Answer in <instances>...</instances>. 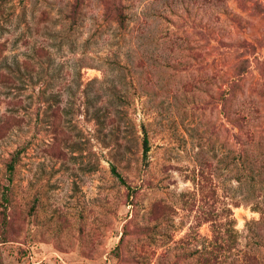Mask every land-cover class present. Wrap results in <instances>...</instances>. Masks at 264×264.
Wrapping results in <instances>:
<instances>
[{"label":"rangeland","instance_id":"1","mask_svg":"<svg viewBox=\"0 0 264 264\" xmlns=\"http://www.w3.org/2000/svg\"><path fill=\"white\" fill-rule=\"evenodd\" d=\"M72 1L0 0V261L246 264L264 229V176L242 159L264 152V0H125V29L104 0L72 24Z\"/></svg>","mask_w":264,"mask_h":264},{"label":"trees","instance_id":"2","mask_svg":"<svg viewBox=\"0 0 264 264\" xmlns=\"http://www.w3.org/2000/svg\"><path fill=\"white\" fill-rule=\"evenodd\" d=\"M86 0H73L70 4V10L68 13V17L71 20L72 24H76L79 19V14L86 4ZM103 17L105 21L114 20L118 26L122 29H125L129 22V13H128V5L125 0H104V12ZM246 62L247 59H243L239 61L235 69L234 79H230L229 81V89L227 90L229 97H235L237 90L241 87L240 77L246 71ZM235 114V113H234ZM233 120H243V117L239 114L233 115ZM144 151L147 155L150 150L149 141L145 139L144 142ZM27 149V145H23L17 149L11 162L8 164V168L10 171H14L15 165L23 152ZM263 158H259L260 156H254L248 149H244L242 151V159L247 167V172H249V177L252 179L257 176H264V152L262 154ZM120 176V175H119ZM216 233V230H214ZM220 238V237H219ZM250 243L248 246L251 249H246V264H259V256L255 253V251H260L264 249V229L258 230L256 232L251 233ZM0 264H3L0 261Z\"/></svg>","mask_w":264,"mask_h":264}]
</instances>
